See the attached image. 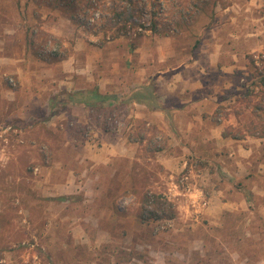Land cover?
<instances>
[{
  "label": "rangeland",
  "instance_id": "rangeland-1",
  "mask_svg": "<svg viewBox=\"0 0 264 264\" xmlns=\"http://www.w3.org/2000/svg\"><path fill=\"white\" fill-rule=\"evenodd\" d=\"M253 2L222 0L210 25L219 56L233 65L226 71L231 85L221 86L216 94L221 101L215 116L227 120L226 131L243 129L242 122L264 92V87L256 86L257 95L251 96L247 108L236 100L255 80H247V76L254 66H261L259 59L264 57V0ZM191 4L192 0H134L147 29L136 27L114 36L111 16L124 6L123 0H0V264H264V177L214 174L209 163L195 164V170L204 171L190 179L201 192L193 189L189 193L185 178L177 179L184 169L170 176L160 165L157 144L166 140L161 137L156 142L159 134L151 129L146 135L149 147L137 151L129 172L120 166L111 176L109 168L83 157L81 145L85 140L96 144L98 128L111 133L118 128L120 132L127 122V105L126 112L124 107L107 118V131L102 128L103 115L81 106L75 113L65 109L42 120L46 99L61 89L48 84L49 65L66 55L69 45L87 46L89 53H101V62L111 63L115 49L126 52L127 46L134 44V48L155 36H165L151 32V17L157 18L159 26L171 27L182 14L192 19L191 25L172 36L192 45L193 32L203 30L209 17L197 15ZM54 30L58 38L53 36ZM245 31L259 32L261 50L246 51V44L255 47V43L245 41ZM137 32L144 34L137 37ZM196 49L192 46V55ZM247 55H252L254 66ZM219 74L223 75L219 68L210 70L211 80L217 82ZM262 104L263 109L254 112L264 119V101ZM241 108L242 115L236 117L234 111ZM138 127L142 124L135 129L142 131ZM213 154L214 150L205 160H213ZM145 189L163 192L176 202L178 217L140 221L137 213ZM86 190L100 191L91 208L90 198L83 195ZM108 191L117 195L111 198ZM63 196L69 197L59 199ZM222 200L249 209L231 218L227 214L226 227L209 228L210 211ZM107 203L119 207L120 216L141 225L129 226V235L123 225L113 224L109 230L116 240L107 241L93 224L98 218L101 227L102 223L109 225L105 223L108 215L100 217L98 209ZM199 207L210 211L200 213L196 211Z\"/></svg>",
  "mask_w": 264,
  "mask_h": 264
},
{
  "label": "crops",
  "instance_id": "crops-1",
  "mask_svg": "<svg viewBox=\"0 0 264 264\" xmlns=\"http://www.w3.org/2000/svg\"><path fill=\"white\" fill-rule=\"evenodd\" d=\"M253 3L255 4L253 0H249V4ZM208 21L209 19L204 25L205 31L203 28L197 33L193 32L194 42L199 41L195 55L191 53L194 44L188 42L185 45L176 37L165 35L159 38L155 36L148 44L140 42L133 49L127 46L126 52L115 49L111 63L101 62V53L91 54L87 46L80 48L69 45L71 48L66 55L57 63L49 65L47 75L50 87L67 90L97 87L101 93L116 95L118 101L127 104L128 111L125 115L127 122L124 123L123 129L117 132V128L116 132L111 133L98 128L96 144L85 140L81 145L83 157L96 165L109 168L111 176L117 173L116 167L120 166H124L125 173H128L131 163L137 159L135 157L137 151L149 147L146 135L148 136L151 129L159 134L156 136V142L161 141V137L163 141L166 140L161 146L157 144L161 152L160 165L170 176L174 174L177 176L184 169L185 172L177 179L182 181V178H185L189 193H192L193 189L201 192L200 187L195 185V179L194 184L190 179L193 176L196 178L204 171V168H199L200 170L193 168L198 162L203 163L201 166H207L209 163L214 168H212L214 174L219 172L222 175L236 176L240 173L253 179L255 176L264 177V137L246 135L241 139H233L223 136L227 120L215 116V110L221 101L220 96L216 94L221 86L231 85V75L226 71L227 69L231 71L233 65L230 62L226 63L225 56L223 60L219 56L218 45L213 40L215 30L208 26ZM258 33L244 32L245 41L252 39L255 43V47L246 44L247 52L263 48ZM52 34L59 37L55 30ZM62 43L68 47L66 42ZM218 68L223 75H218L217 83L211 80L210 70ZM31 73L36 76L40 72ZM41 75L40 73L42 81L46 80L45 76ZM78 108L79 106L72 107L73 113L78 111ZM141 124L142 131H135L136 126ZM212 150L213 160L207 162L204 157ZM93 191L86 190L83 193L85 198H90L89 208L100 192ZM118 192L119 190H116L117 194ZM106 193L112 195L111 198L117 195L114 192L109 194V191ZM98 209L101 212L100 217L108 215L105 223L109 225L106 227L102 223L101 227L98 218L93 224L107 241L116 240L112 230H109L113 224L123 225L130 235L132 229L129 226L140 223L128 216H120V208H114L108 203L99 206ZM206 209L207 207H199L195 210L200 213L210 211ZM246 209L249 207L233 206L229 201L222 200L219 206L210 211L209 228L226 227L229 219L227 214L230 213L231 218L237 212ZM114 211L118 214H114ZM256 211L262 216L261 207Z\"/></svg>",
  "mask_w": 264,
  "mask_h": 264
},
{
  "label": "trees",
  "instance_id": "trees-1",
  "mask_svg": "<svg viewBox=\"0 0 264 264\" xmlns=\"http://www.w3.org/2000/svg\"><path fill=\"white\" fill-rule=\"evenodd\" d=\"M124 6L119 10L113 11L111 21L115 30L114 36L130 32L136 27H144V22H141V10H136L134 6V0H123ZM222 5V0H192V8L197 15L204 14L210 19L208 26L214 20L216 8ZM130 6V7H127ZM191 20L187 15H183L179 20L173 22L172 26H159L157 24V18L155 16L149 19V29L153 33H159L164 35H175L178 31H184L191 25ZM158 26L160 27L158 30ZM147 29V28H145ZM144 33L137 32L136 36L140 37ZM199 41L196 40L193 45V49L198 47ZM134 44L130 48H133ZM250 64L254 66V59L252 55H247ZM260 67L254 66V70L250 76H247V80H251V83L246 86L241 96L236 100L243 102L244 107L247 108L251 103V96H256L255 87H264V57L259 59ZM244 85V84H243ZM225 100V98H222ZM264 101V92L260 94V101L252 106L251 115L245 117L241 123L243 129H238L237 132L223 131V136H229L233 139H241L246 135L264 137V119L255 114V110H262ZM127 104L123 101H118L116 95L101 93L97 87L85 90H67L61 88L56 92L49 95L46 99V112L42 120H48L53 115L59 114L65 109H70L74 106H82L87 108L91 112L103 115L102 128L107 131L109 130L106 124L107 118L111 114H115L118 110L123 109ZM126 112V107L124 108ZM242 108L234 111V115L239 117L242 115ZM239 122V121H238ZM241 122V121H240ZM197 166L201 167L203 163H196ZM133 193L136 194L138 191L135 187L132 188ZM64 200L66 197H59ZM137 217L142 222L150 221H163V220H175L178 217L177 204L173 200L169 199L163 192H156L150 189H145L140 196V210L137 213Z\"/></svg>",
  "mask_w": 264,
  "mask_h": 264
}]
</instances>
